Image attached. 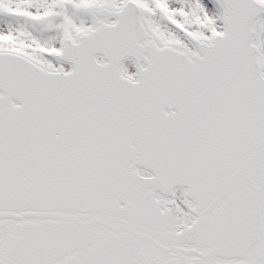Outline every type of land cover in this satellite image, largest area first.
I'll return each mask as SVG.
<instances>
[{"label": "snow or ice", "instance_id": "obj_1", "mask_svg": "<svg viewBox=\"0 0 264 264\" xmlns=\"http://www.w3.org/2000/svg\"><path fill=\"white\" fill-rule=\"evenodd\" d=\"M0 264H264V0H0Z\"/></svg>", "mask_w": 264, "mask_h": 264}]
</instances>
